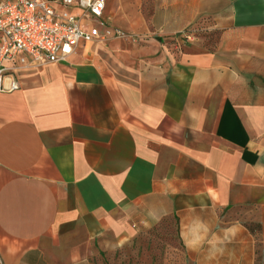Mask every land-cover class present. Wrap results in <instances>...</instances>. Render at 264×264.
<instances>
[{
	"label": "crops",
	"instance_id": "1",
	"mask_svg": "<svg viewBox=\"0 0 264 264\" xmlns=\"http://www.w3.org/2000/svg\"><path fill=\"white\" fill-rule=\"evenodd\" d=\"M106 3L124 36L3 79L0 264L156 230L161 255L264 264V0Z\"/></svg>",
	"mask_w": 264,
	"mask_h": 264
},
{
	"label": "built area",
	"instance_id": "2",
	"mask_svg": "<svg viewBox=\"0 0 264 264\" xmlns=\"http://www.w3.org/2000/svg\"><path fill=\"white\" fill-rule=\"evenodd\" d=\"M106 6V0H0V89L17 68L65 62L82 45L124 36L105 20Z\"/></svg>",
	"mask_w": 264,
	"mask_h": 264
},
{
	"label": "rangeland",
	"instance_id": "3",
	"mask_svg": "<svg viewBox=\"0 0 264 264\" xmlns=\"http://www.w3.org/2000/svg\"><path fill=\"white\" fill-rule=\"evenodd\" d=\"M160 237L159 231H151L150 235L137 240L131 249L121 248L114 253L101 252L91 260V264H192L181 252L176 255L175 249H172L171 255H161L159 251L162 248L167 245L179 247L181 243L175 237L168 240Z\"/></svg>",
	"mask_w": 264,
	"mask_h": 264
}]
</instances>
